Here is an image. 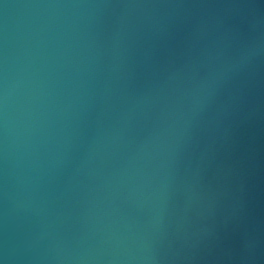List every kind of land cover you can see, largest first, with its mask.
Wrapping results in <instances>:
<instances>
[{"label": "water", "instance_id": "water-1", "mask_svg": "<svg viewBox=\"0 0 264 264\" xmlns=\"http://www.w3.org/2000/svg\"><path fill=\"white\" fill-rule=\"evenodd\" d=\"M0 264H264V0H0Z\"/></svg>", "mask_w": 264, "mask_h": 264}]
</instances>
